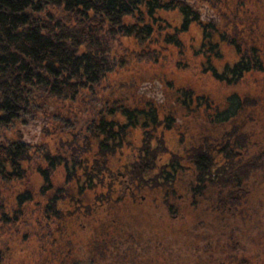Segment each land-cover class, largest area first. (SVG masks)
Instances as JSON below:
<instances>
[{
    "label": "rangeland",
    "instance_id": "rangeland-1",
    "mask_svg": "<svg viewBox=\"0 0 264 264\" xmlns=\"http://www.w3.org/2000/svg\"><path fill=\"white\" fill-rule=\"evenodd\" d=\"M195 4L200 11V20L193 22L188 31L177 34V26L182 19L177 8L159 9L155 18L149 21L155 27L152 37L143 42L134 35L117 38L112 54V70L105 74L93 89L81 90L76 99L61 98L46 104L36 100L32 112L12 120L7 126L0 124L2 138L7 134L11 142H24L26 146L28 145L29 153L27 160L20 162L21 177L19 178H8L10 166L0 167V204L4 206L8 216V222H0V250L4 255L3 264H38V256L42 251L41 244L45 245L46 240L52 243V239L58 235L56 232L58 228L54 224L48 220L43 223L44 220L38 218L39 209L43 207V200L39 194L40 187L46 183L38 167L47 164L46 153L54 156L64 153L63 156L67 159L75 157L80 162L76 173L81 177V185L84 186L85 192L90 195V202L83 205L89 204L96 212L93 215L97 218L89 215L84 221L77 219L74 224H67L66 231L74 234L72 238L79 243L78 250L76 251L75 248L73 252L77 257L75 264L80 263L78 259L87 256L85 241L92 234L91 232L94 233L95 226L99 225L98 222L106 214L104 195L109 193L115 196L124 195L120 193L123 185L118 183V179H114L115 175L112 172L113 164L124 160L117 157V154H130L133 148L142 145L145 139L150 140L151 148H155L159 151V155H163V160L176 155L187 164L190 144L201 143L213 146L211 151L214 155H218L216 161H219V156L223 155L216 152L227 140L231 141L227 133L236 128L238 134L247 135L243 140L244 145L236 148L238 157L256 163L259 169L258 172L250 173L247 184L243 186H253L256 194L253 193L252 197L260 198L259 203L262 200L264 202V68L262 71L244 76L235 84H227L216 80L205 71V58L197 53L201 42V23L209 19L227 23L228 31L231 30V25L232 27L236 25L234 29L241 33H247L249 22L255 19L254 25L258 27L256 34L264 43V0H197V2L195 0ZM249 27L252 29L253 25ZM173 36L174 39L180 38V42L177 43ZM261 47H264V44ZM221 48L224 56L220 60L212 59L215 65L221 67L225 62H233L237 59L234 48L228 42L222 43ZM181 88L191 89L193 102L190 107L196 109L191 111L184 107L180 101ZM232 94H237L245 101L246 110L231 123L217 124L213 121L211 113L222 109L226 97ZM127 106L147 110L154 106L157 110L158 124L151 125L150 122L146 126L129 127L128 132L122 136L124 146L122 150L111 158L109 156L108 159L103 160L106 168L101 175L98 172L101 154L97 143L102 135L93 124L103 116L104 119L115 123L127 122L120 108ZM166 115H171L175 122L167 123ZM142 120L144 118H141ZM186 141L189 143L185 144ZM49 174L51 184L64 183L65 170L62 165L53 168ZM87 176L93 179L89 182ZM259 178L261 179L257 180ZM73 183L76 188V182ZM26 190L32 193V198L18 205V194ZM76 193L78 195V192ZM69 201L70 197L64 204L70 208ZM97 208L99 211L96 210ZM119 209L124 219L126 216L140 214L132 205L122 206ZM242 210L243 212L236 217V214L229 212L218 214L220 219L218 215L215 216L219 219L214 221L215 238L224 240L227 236V244L223 248L214 244L216 249L209 251L214 256L226 259L227 264H264V220L260 228L253 225L252 237L248 239L249 241H245L242 228L245 227L244 219L249 217L247 215L249 210ZM262 211L264 218V206L261 207L260 212ZM226 217L227 229L224 224ZM40 221L48 226L47 229L40 225ZM187 221L180 223L181 225L174 222L171 228H167V232L174 236L176 231L184 236L196 232L204 235L210 232L209 226L213 228L212 224L207 223L200 225L199 229L197 225L192 226V223ZM140 222L141 227L146 229L147 220H139ZM159 223L160 221L156 225ZM153 230L159 231V228L156 226ZM43 236L47 238L44 239ZM189 251L184 250L181 253L180 249L178 252L170 249L166 254L161 253L159 258L166 262L168 260V264H197L194 260L195 254ZM106 252L113 257V260L96 264H117V251L106 250ZM174 253L176 257H173ZM125 259L128 260L129 256ZM245 260L247 262H244ZM134 261L133 264L136 263Z\"/></svg>",
    "mask_w": 264,
    "mask_h": 264
},
{
    "label": "trees",
    "instance_id": "trees-1",
    "mask_svg": "<svg viewBox=\"0 0 264 264\" xmlns=\"http://www.w3.org/2000/svg\"><path fill=\"white\" fill-rule=\"evenodd\" d=\"M196 7L195 0H0V124L7 126L12 120L32 112L36 100L46 104L61 98L76 99L81 90L93 89L94 85L112 70V54L117 38L134 35L143 42L152 37L155 27L149 21L155 18L159 9L177 8L182 15L180 25L177 26V34L186 32L193 22L200 20V11ZM252 21L246 29L247 33L235 30L236 25L233 27L231 25V30L228 31L225 22L209 19L201 23V42L197 53L205 58V71L216 80L235 84L244 76L262 71L264 68V47H261L264 43L256 34L258 27L254 25L255 19ZM252 25L251 29L249 26ZM179 39L176 37L174 40L179 43ZM227 42L234 48L237 59L218 67L212 59L223 58L221 44ZM179 92L184 107L191 111L196 109L190 107L193 102L191 89L181 88ZM204 103L206 104L205 101ZM245 107V101L237 94L228 95L223 108L212 111L213 121L220 125L231 123L246 110ZM120 108L127 122L132 124L158 122L154 106L148 110L128 106ZM141 118L144 120L141 121ZM165 120L167 123L175 122L171 115H166ZM98 121L112 122L104 118ZM102 128L106 134L105 141L110 139V143H113L117 133L106 125ZM227 135L231 141L227 140L216 152L223 155L219 156V161H216L218 155L212 153L211 145L198 143L196 146L195 143H191L187 153L188 159L195 158L190 165H194L201 172L200 177L206 176L207 172L214 169L218 174L212 177L217 178L222 184L223 174L227 173L228 183L231 188L236 189L245 184V180L251 175L250 170L256 169V163L238 157L236 148L244 145L243 140L247 136L245 133L238 134L234 128ZM3 138L0 135V167L10 166L8 178H19L20 162L27 160L29 155L28 145L26 146L24 142H11L7 134H4ZM108 146L110 145L104 146L105 151ZM63 154L54 156L46 153L47 164L38 167L42 179L46 182L40 187L39 194L43 200V207L39 209L38 218L44 220L43 223L48 220L58 228L56 231L58 235L52 239V243L46 240L45 245L41 244L42 251L38 256V264H75L77 257L73 252L75 248L78 250L79 243L72 238L74 234L66 231L67 224H74L77 219L84 221L89 215L96 217L93 215L96 212L89 204L83 205L90 202V195L85 192L84 186L81 185V177L76 173L80 162L75 157L67 159ZM150 154H155V151H151ZM137 164L145 170L154 164V160L143 157ZM58 165H62L65 170L64 183L53 185L50 183L49 173ZM167 167L169 171L187 169L184 161L176 155L168 158ZM87 178L89 182L93 179L88 176ZM138 179L142 181L144 178ZM174 179L175 177L168 173L161 184L174 185ZM85 180L86 178L83 181ZM74 181L79 189L75 188ZM69 197L70 208L64 204ZM31 198L32 193L26 190L18 194L17 203L23 204ZM103 201L106 214L98 222L99 225L95 226L94 233L91 232L86 239L84 247L87 256L78 259L79 264L113 260L106 250L117 251V264H133L135 259L142 260L149 249L157 257L161 255L155 241L148 246L146 229L141 227V222L139 223V220H147L143 210H139L138 215L122 218L119 208L132 205L127 195L115 196L109 193L104 195ZM96 210L99 211V208ZM191 213L187 223L193 224L195 215ZM237 214L239 212L234 214L235 217ZM7 217L4 206L0 204V222H8ZM43 223L40 225L46 227ZM66 232L68 237L65 235ZM167 235L171 233L167 232ZM193 240L190 235L185 236L182 241L187 247L183 245L182 250H194L196 245ZM177 241L176 234L174 240H166L167 251H170V248L174 252L177 248L181 249V246L176 247ZM209 249L214 250L215 247L210 246ZM198 252L201 263L204 264H211L218 258L209 250ZM126 256H129L128 260L125 259ZM140 260L135 264H141L143 261ZM3 262L4 255L0 250V264Z\"/></svg>",
    "mask_w": 264,
    "mask_h": 264
},
{
    "label": "flooded vegetation",
    "instance_id": "flooded-vegetation-1",
    "mask_svg": "<svg viewBox=\"0 0 264 264\" xmlns=\"http://www.w3.org/2000/svg\"><path fill=\"white\" fill-rule=\"evenodd\" d=\"M102 118H104V116ZM150 122L151 121L132 124L130 122L115 123L109 121L106 123H101L100 121H97L93 124V126H96L99 134L102 135L101 139H99L97 143L98 151L101 154V162L98 166L99 174L101 173L102 175L105 171L104 168H106V164H104L103 160L108 159L109 156L111 158L112 155L121 151L124 147L122 144V136L128 132L129 127H135L137 125L146 126L149 125ZM152 124L157 125L158 122H151V125ZM104 125L111 127L113 131L117 133V137L113 143H110V139L105 141L106 134H104L102 128ZM144 141L145 142H143L142 145H136L137 147L133 148L130 153L131 155L117 154V157L124 160L115 162L113 164L112 172L115 175L114 179H118V183L123 185V187L120 189L122 190L120 193L124 195L127 194L128 198L131 199V204L134 209H136L138 212L139 210H143L145 216L147 217L145 235L148 240V246H151L155 241L159 246L157 249L161 250L159 253L166 254L168 246L166 240L172 241L175 238L174 235L167 236V228H171L174 222H177L178 225L186 223L192 210L195 215V221L193 224L199 226L200 228L202 225H206L207 223L208 225L212 224L213 226V228L209 226L210 232L207 234H197V232L190 234V237L194 239L193 241L195 242L196 246L194 247V250L188 251L191 254H195L194 260L197 262V264H204L201 263L200 257L198 256V251L205 252V250H211L209 249V246L215 247L214 244L220 248H223L224 245L227 244V236L224 240H221L217 237L215 238V234L213 233L216 225L214 221L220 219L219 215L221 213L227 214V212H229L231 214H236V212H243L242 209L249 210V214L252 216L247 214L249 217L244 219L245 227L242 228V236L244 240L249 241L248 239H250L252 237L251 234H253L251 232V230H253L251 229L253 228V225H255L257 228H260L262 221L264 220L263 211L262 213L260 212L261 207L264 206V202L262 200L261 203H259L260 198L255 199L252 197L253 193L256 194L254 191L255 188H252L253 186H243L244 184H242L240 185L241 187L236 189L231 188L230 183H228L227 173L223 174L224 179L223 183L221 184L217 178L212 177L218 174L214 171V169L207 172L208 174H205L206 176L200 177L201 172L196 169L194 165H190L191 162H194L195 158H189L187 160V164H185L187 165V169H171L169 171L167 167L168 159L163 160V155H159L158 150L150 147V140L145 139ZM105 143L110 145L107 147L106 151L104 150V146H107ZM187 143L189 142L186 141L185 144ZM112 147L115 149L111 150ZM190 148L191 146L189 149ZM153 150L155 151V154H150V152ZM143 157H146V159L149 160H154V164L145 170H142V167L137 164ZM160 159L161 161H159ZM259 167H261V165H259ZM258 171L259 169L256 166V169L250 170L249 174L251 172L255 173ZM168 173H171L172 176L175 177L173 181L174 185L167 186L166 184H161L165 181ZM138 177H143L144 179L141 181L138 179ZM261 178L257 180H260ZM247 179H249V177ZM247 179L245 180V184H247ZM156 180L158 185L156 184ZM216 215H218L219 219L215 218ZM224 220L225 229H227V217L224 218ZM158 221H160V223L159 225H156ZM156 226L159 228V231L153 230ZM176 236L178 238L176 247L181 246V249H177L178 251L180 249V252L183 253L184 250H182V247L183 245L185 246V244L182 240L185 238V236L179 233H176ZM209 240L211 243H208ZM163 246H165L166 249ZM178 251L176 250L175 252ZM173 257H176L175 253ZM220 257L221 256H218V258L211 264H225L226 259H222ZM139 260L140 259H135L137 263H139ZM152 260L154 261L153 263ZM140 261H143L141 264H168V260L166 262V260L160 259L152 253L151 249H149V251L144 254L143 259ZM244 262H247V260Z\"/></svg>",
    "mask_w": 264,
    "mask_h": 264
}]
</instances>
